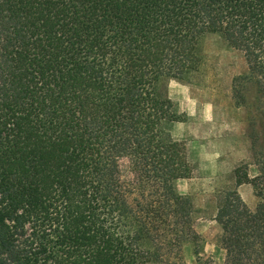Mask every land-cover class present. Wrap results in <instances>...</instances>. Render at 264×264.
I'll return each mask as SVG.
<instances>
[{
  "label": "trees",
  "instance_id": "1",
  "mask_svg": "<svg viewBox=\"0 0 264 264\" xmlns=\"http://www.w3.org/2000/svg\"><path fill=\"white\" fill-rule=\"evenodd\" d=\"M208 33L243 53L240 103L246 84L261 97L264 0H0V264H186L185 242L212 263L177 187L192 166L167 93ZM233 173L223 264H264V171Z\"/></svg>",
  "mask_w": 264,
  "mask_h": 264
},
{
  "label": "rangeland",
  "instance_id": "2",
  "mask_svg": "<svg viewBox=\"0 0 264 264\" xmlns=\"http://www.w3.org/2000/svg\"><path fill=\"white\" fill-rule=\"evenodd\" d=\"M200 47L198 70L183 80L168 79L167 93L179 112L186 114L184 121L176 123L173 134H185L183 139L192 166L190 176L179 179L177 187L180 193L191 198L201 256L211 258V264H223L221 227L214 215L223 191L234 185L235 167L240 166L249 176L264 171V94L256 99L255 88L246 84L247 104H241L233 89V79L248 76L243 53L215 33L204 35ZM216 134L228 136L218 143ZM203 137H207V151L223 148L218 160L212 154L199 152ZM126 165L123 161L124 177H128ZM238 192L253 210L258 199L252 185L243 183ZM193 249L191 242L182 246L186 264L194 263Z\"/></svg>",
  "mask_w": 264,
  "mask_h": 264
},
{
  "label": "crops",
  "instance_id": "3",
  "mask_svg": "<svg viewBox=\"0 0 264 264\" xmlns=\"http://www.w3.org/2000/svg\"><path fill=\"white\" fill-rule=\"evenodd\" d=\"M178 122H182V121H177V122H174L173 124H172V127H171V132H172V135L175 137V138H179V139H183L184 137H185V134H173V130H174V128H175V125H176V123H178ZM228 136V134H216L215 135V139L216 140H218V143H220V141L222 140V139H224V138H226ZM206 138L207 137H203V142L202 143H200L199 144V152L201 153V154H212L214 157H215V159H217L218 160V158L221 156V155H223V148H214V149H209L208 151H207V147H208V145H207V142H206ZM225 152H226V150H225ZM240 186V185H239ZM238 186V187H239Z\"/></svg>",
  "mask_w": 264,
  "mask_h": 264
}]
</instances>
